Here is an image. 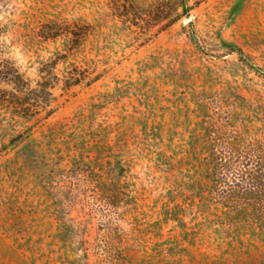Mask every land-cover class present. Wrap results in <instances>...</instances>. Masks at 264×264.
I'll list each match as a JSON object with an SVG mask.
<instances>
[{
  "label": "rangeland",
  "instance_id": "obj_1",
  "mask_svg": "<svg viewBox=\"0 0 264 264\" xmlns=\"http://www.w3.org/2000/svg\"><path fill=\"white\" fill-rule=\"evenodd\" d=\"M0 58L61 79L0 103V264H264V0H0Z\"/></svg>",
  "mask_w": 264,
  "mask_h": 264
},
{
  "label": "trees",
  "instance_id": "obj_2",
  "mask_svg": "<svg viewBox=\"0 0 264 264\" xmlns=\"http://www.w3.org/2000/svg\"><path fill=\"white\" fill-rule=\"evenodd\" d=\"M56 36L58 34L54 32L46 35L45 38ZM73 37L77 39V36ZM56 64L53 60L43 63L39 69V80L32 86L14 64L0 58V84L7 87V89L0 88V103L24 117H35L41 112H44V117H48L52 113V109H49L53 99L52 89L61 81L55 70ZM65 75L62 78L65 88L78 85L84 79L76 68L70 69Z\"/></svg>",
  "mask_w": 264,
  "mask_h": 264
}]
</instances>
